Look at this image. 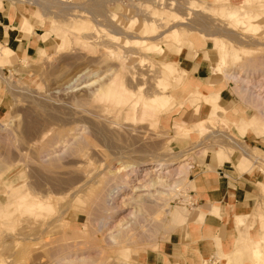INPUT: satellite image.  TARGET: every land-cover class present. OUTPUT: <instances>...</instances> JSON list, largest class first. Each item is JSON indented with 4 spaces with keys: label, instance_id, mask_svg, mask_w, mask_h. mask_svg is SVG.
Masks as SVG:
<instances>
[{
    "label": "rangeland",
    "instance_id": "1",
    "mask_svg": "<svg viewBox=\"0 0 264 264\" xmlns=\"http://www.w3.org/2000/svg\"><path fill=\"white\" fill-rule=\"evenodd\" d=\"M2 1L48 23L43 37H52L54 46L5 78L10 105L0 112V264H139L140 251L177 231L190 203L192 153L182 139L191 128L160 122L184 75L172 58L188 36L200 34L221 60L213 72L235 83L261 113L233 125L243 134L249 123L264 132V0ZM0 62L11 59L0 56ZM122 86L126 102L119 103L114 94ZM161 93L171 103L145 114L143 103ZM194 93L213 105L198 125L199 145L248 153L264 170V152L237 138L218 100ZM152 159L147 172L141 165ZM160 161L173 164L161 169ZM28 191L53 208L18 207ZM160 205L178 210L175 224L167 210L156 218ZM252 258L264 264L255 250Z\"/></svg>",
    "mask_w": 264,
    "mask_h": 264
},
{
    "label": "crops",
    "instance_id": "2",
    "mask_svg": "<svg viewBox=\"0 0 264 264\" xmlns=\"http://www.w3.org/2000/svg\"><path fill=\"white\" fill-rule=\"evenodd\" d=\"M36 19L28 9L0 0V44L9 48L1 57L11 59L0 62V112L10 105L5 81L12 74L10 70L24 60L41 57L43 49L47 52L53 49L52 37H43L49 24ZM172 59L184 75L172 93L174 106L161 116L160 122L169 128L177 123L191 128L189 136L182 139L183 148L192 153L190 203L181 209L182 222L177 231L157 241L155 247L140 251L138 263L202 264L214 256L218 264H257L252 249L259 245L263 251L264 247V170L254 166L248 153L239 157L234 149L231 152L226 149L220 154V147L208 150V146L199 145L203 135L198 125L211 115L213 105L198 101L194 92L218 100L226 113L218 112L233 126L237 138L264 152L263 129L251 128L249 123L243 127L246 131L243 134L233 125L261 113L249 98L237 92L235 83L213 72L212 64L216 67L221 60L200 34L188 36L186 45Z\"/></svg>",
    "mask_w": 264,
    "mask_h": 264
},
{
    "label": "bare ground",
    "instance_id": "3",
    "mask_svg": "<svg viewBox=\"0 0 264 264\" xmlns=\"http://www.w3.org/2000/svg\"><path fill=\"white\" fill-rule=\"evenodd\" d=\"M234 15H236L237 13H233ZM246 21V20H245ZM244 22V21H243ZM25 23V22H24ZM23 28V27H22ZM25 30V29H24ZM157 48V47H156ZM223 48H225L224 46H223ZM3 50H5V51H3ZM6 52V49H1L0 48V56H1V53H5ZM222 60H223V63H222V68H227V63H226V58H225V56L224 57H222ZM264 64V63H263ZM221 66L219 67V68H221ZM171 68V67H170ZM170 70H172V69H170ZM225 69H223V71H224ZM224 72H226L225 73V76L227 77V78H231V76H233L232 74H230V73H228L227 71H224ZM252 74V73H251ZM224 75V74H223ZM84 76V75H83ZM238 76V75H237ZM244 78V77H243ZM242 78V79H243ZM238 79H239V77H238ZM247 77L246 78H244V81L246 82V81H248L249 82V80H250V78H248L247 80ZM254 82H256V81H254ZM250 83V82H249ZM239 84V83H238ZM72 84H69V86H71ZM251 85V87H253L254 85L253 84H250ZM113 86V85H112ZM263 86V85H262ZM114 87V86H113ZM247 87V86H246ZM250 87V88H251ZM248 88V87H247ZM247 88H241V89H243V90H247ZM253 89H254V87H253ZM239 90V89H238ZM237 90V91H238ZM255 90H256V88H255ZM262 90H264V88H262ZM241 91V90H240ZM239 91V92H240ZM261 91V90H260ZM123 92H125V89H124V87L122 86L119 90H117L116 92H115V94H114V98H115V101H118L119 103H124V102H126V100H125V97H124V94H123ZM262 92V91H261ZM200 93V92H199ZM241 93H242V91H241ZM113 94V93H112ZM111 94V95H112ZM258 94V93H257ZM259 94H262L261 95V97L262 98H264V91H263V93H259ZM258 94V95H259ZM198 95V94H197ZM200 95V94H199ZM202 95V94H201ZM249 95V94H248ZM252 95V94H251ZM171 98H172V96L171 95H168V94H165V93H161V94H158V95H153L152 97H150V98H146L147 100L143 103V105H144V113L145 114H147L149 111H150V108H152V107H162V108H165V107H167L170 103H171ZM205 98L208 100V98H207V96H205ZM199 101V100H198ZM260 102V101H259ZM261 103V102H260ZM262 104V103H261ZM262 111V110H261ZM149 114V113H148ZM147 114V115H148ZM151 116V115H150ZM206 124V123H205ZM203 125V124H202ZM54 137H56V136H54ZM53 138V137H52ZM86 138V137H85ZM50 139V138H49ZM55 139V138H54ZM53 139V140H54ZM53 140L52 141H50V142H53ZM55 140H57L58 141V139L56 138ZM66 140V139H65ZM63 141V143L64 142H66V141ZM49 142V141H48ZM62 142V141H61ZM66 143H69V142H66ZM84 143V138H82V139H80L79 141H76L75 143H73V145L71 146V150L73 151L74 150V152L75 151H77L78 149H79V146H80V144H83ZM52 144V143H51ZM58 145V144H57ZM67 145V144H66ZM65 145V146H66ZM67 147V146H66ZM82 147V146H81ZM45 148V147H44ZM47 148V147H46ZM46 148H45V150H46ZM82 149V148H81ZM49 151V150H48ZM61 151V150H60ZM79 153V152H78ZM57 158V157H56ZM58 160V159H57ZM154 165L155 164V162L153 161V159L152 160H150V161H146V162H144V164L143 165H141V166H147V168L145 169V170H147V172H150L149 171V165ZM158 164V168H161V169H166L168 166H170V164H173V163H166V162H159V163H157ZM149 166V167H148ZM133 167V166H132ZM134 168V167H133ZM138 169V168H137ZM137 169H134L133 171V175H135V174H137V172H138V170ZM183 169H185L184 171L186 172L187 171V169H188V167L187 166H185ZM155 170V169H154ZM181 171V170H180ZM131 173V172H130ZM129 173V174H130ZM181 173V172H180ZM124 174V173H123ZM187 174V173H186ZM185 174V175H186ZM126 175H124V180H126V183L128 182V178H126L125 177ZM153 179V178H152ZM148 180V179H147ZM150 180V179H149ZM148 180V181H149ZM156 180V179H155ZM116 181H117V179H116ZM119 183V182H118ZM149 183L150 184H152V185H155L156 184V181H154V180H150L149 181ZM164 185H165V183H164ZM113 186V185H112ZM167 186V185H166ZM166 190L167 189H165L164 191H162V193H164V194H167V192H166ZM8 191V190H7ZM6 191V192H7ZM111 196H112V193H111ZM98 200V199H97ZM49 201V200H48ZM48 201H44V200H41V199H38V197L34 194H32V192H30V191H28L27 192V194H25V195H20L19 197H18V199H17V205H18V207H21L22 206V208L26 211V212H38V211H41V210H51L53 207H52V204H50ZM154 204V203H153ZM158 204H159V202H158ZM105 204H103V206H104ZM165 205H167V203L165 204ZM108 207V206H107ZM154 210V209H153ZM167 210V213L171 216V219H170V221H171V224H175V221H176V216H177V214H178V210L177 209H166ZM166 210H165V208H164V205H160V207L155 211L154 210V214H155V216H156V218H159L164 212H166ZM153 212V211H152ZM153 214V213H152ZM166 216V215H165ZM106 217V216H105ZM101 218V217H100ZM155 218V219H156ZM164 219V218H163ZM162 220V219H161ZM166 220V219H165ZM163 221V220H162ZM167 221V220H166ZM153 222V221H152ZM164 222V221H163ZM102 224V223H101ZM161 226H163V225H161ZM166 226V225H165ZM168 227V226H167ZM160 228H162V227H160ZM171 228V227H170ZM153 229V228H152ZM172 229V228H171ZM154 231V230H153ZM151 232V231H150ZM138 235V234H137ZM140 237H142V236H140ZM131 239L132 240H134L135 241V236H132L131 237ZM143 240V239H142ZM144 241V240H143ZM145 242V241H144ZM152 242V241H151ZM135 243V242H134ZM64 247V249H67L66 247H68V246H62V248ZM61 248V249H62ZM69 248V247H68ZM78 248H79V246H78ZM81 248V247H80ZM85 249V248H84ZM253 250H255V253H256V256H259L260 258L261 257H264V253H262V254H260L259 253V249H253ZM60 251V250H59ZM65 253V252H64ZM66 256H68V255H66ZM60 257V256H59ZM61 259H63V258H61ZM66 260V259H65ZM205 263V262H204Z\"/></svg>",
    "mask_w": 264,
    "mask_h": 264
},
{
    "label": "built area",
    "instance_id": "4",
    "mask_svg": "<svg viewBox=\"0 0 264 264\" xmlns=\"http://www.w3.org/2000/svg\"><path fill=\"white\" fill-rule=\"evenodd\" d=\"M218 262L219 260L216 257L212 256L208 260H206L204 264H218Z\"/></svg>",
    "mask_w": 264,
    "mask_h": 264
}]
</instances>
